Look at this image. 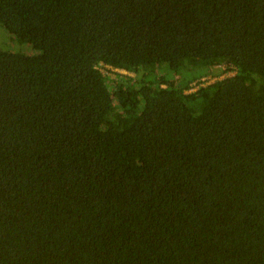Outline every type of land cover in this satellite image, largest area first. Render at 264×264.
Returning <instances> with one entry per match:
<instances>
[{
  "label": "trees",
  "instance_id": "trees-1",
  "mask_svg": "<svg viewBox=\"0 0 264 264\" xmlns=\"http://www.w3.org/2000/svg\"><path fill=\"white\" fill-rule=\"evenodd\" d=\"M0 24L36 52L0 50V264H264V0H0Z\"/></svg>",
  "mask_w": 264,
  "mask_h": 264
},
{
  "label": "rangeland",
  "instance_id": "rangeland-1",
  "mask_svg": "<svg viewBox=\"0 0 264 264\" xmlns=\"http://www.w3.org/2000/svg\"><path fill=\"white\" fill-rule=\"evenodd\" d=\"M0 50L8 51L12 53H21L26 55H32L36 52L33 51L32 47L29 44L21 43L15 38L13 35L9 34L3 26L0 24ZM109 77L114 78L116 72L109 71ZM122 75V74H120ZM234 75V71H229L228 69H224V67H215L210 71L209 77L205 82H203L202 86L211 84L217 80L224 79L226 77H231ZM125 76V75H124ZM129 77H134L133 74H129ZM200 84H196L193 86L194 89L199 87ZM201 86V85H200Z\"/></svg>",
  "mask_w": 264,
  "mask_h": 264
},
{
  "label": "built area",
  "instance_id": "built-area-1",
  "mask_svg": "<svg viewBox=\"0 0 264 264\" xmlns=\"http://www.w3.org/2000/svg\"><path fill=\"white\" fill-rule=\"evenodd\" d=\"M99 69H100V71H101L103 74L108 75V76L110 75L109 71H111V72H116V73H119V74H122V75H125V76H129V74H130V73H127V72L124 71V70L113 69V68H111V67H109V66H104V65H100V66H99ZM208 78H209V77H205V78L200 79L199 81H196V82L192 83L190 89H189L188 91H186V92H187V93H189V92H195V91H196L197 89H199L200 87H203V86H202L203 82H205ZM196 84H200L201 86L199 85V87H197L196 89H194L193 86H196ZM204 86H206V85H204Z\"/></svg>",
  "mask_w": 264,
  "mask_h": 264
}]
</instances>
